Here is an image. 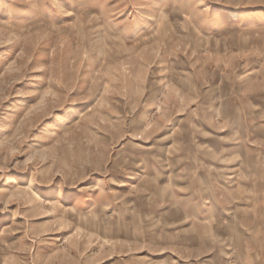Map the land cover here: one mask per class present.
Listing matches in <instances>:
<instances>
[{
    "label": "rangeland",
    "instance_id": "rangeland-1",
    "mask_svg": "<svg viewBox=\"0 0 264 264\" xmlns=\"http://www.w3.org/2000/svg\"><path fill=\"white\" fill-rule=\"evenodd\" d=\"M262 124L264 0H0V264H264Z\"/></svg>",
    "mask_w": 264,
    "mask_h": 264
},
{
    "label": "crops",
    "instance_id": "crops-1",
    "mask_svg": "<svg viewBox=\"0 0 264 264\" xmlns=\"http://www.w3.org/2000/svg\"><path fill=\"white\" fill-rule=\"evenodd\" d=\"M233 120L234 119L232 117L226 116L224 118V121L221 123L223 125V126H221L222 130L225 129L226 131L231 132L229 134V136L233 135L232 132H236V131H238L240 129V124L236 123V121L233 122ZM261 126L264 127V124H262ZM255 142H258V141H255ZM254 145H256V144L248 145L247 147L249 149L246 150V146L239 144L237 140L230 141V144H229V151H230L229 159L232 160L233 157L236 156L235 155L236 153L241 152L240 154H237L238 157H240V156L242 157V159H241L242 163L241 164L246 163L247 164V168L250 170V171L249 170L243 171V173L245 175H247L248 177L254 179V181H255V180L264 179V162H263V164L261 162H259L261 158L264 159V153H263L264 149L260 150L259 148H257V146H254ZM257 145L259 146V144H257ZM238 161H240V160L239 159H235L236 164H237ZM256 163H259V165H256V167H254ZM236 168H237V165H235L232 168V170L236 169ZM238 168H239V172H242V171H240V167H238ZM252 168L255 169L256 171H251ZM201 176L202 177H207V173H204ZM258 182H256V183L258 184ZM256 188L251 187V191H252V193L256 192L254 194H257V198L253 199V201L246 208H248V209H257V212H258L259 217H260L259 219L263 220L262 226L264 227V195L260 194L261 193V189H259L258 186H256ZM261 196L263 197L262 199H261ZM221 208H223V207H221ZM242 208H244V206H242ZM256 221L259 222L258 216L256 218ZM261 233L264 234V231L263 232L261 231ZM256 237H257V239H262V242H261L262 245H261V248L259 249V251L262 250V253H264V235L262 236V238L260 236H257V235H256ZM249 244L250 243H247L246 246H249ZM258 244H259V242H258ZM249 247L253 248L252 246H249ZM241 256H244V254L241 255ZM252 257H253L252 260H254L256 257L258 258L259 255L258 254L257 255L251 254V256L249 258H252Z\"/></svg>",
    "mask_w": 264,
    "mask_h": 264
}]
</instances>
